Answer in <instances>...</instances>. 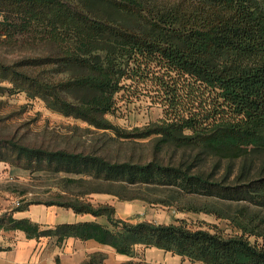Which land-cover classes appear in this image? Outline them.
<instances>
[{"label":"trees","instance_id":"obj_1","mask_svg":"<svg viewBox=\"0 0 264 264\" xmlns=\"http://www.w3.org/2000/svg\"><path fill=\"white\" fill-rule=\"evenodd\" d=\"M2 38L40 50L0 59V92L27 91L119 137L151 138L153 150L147 160L120 161L7 140L16 156L1 152L0 161L15 164L11 177L17 167L64 174L80 190L18 200L0 211V231L48 237L59 247L71 237L94 240L129 257L145 246L205 264H264V227H251L258 216L249 210L264 208V0H0ZM149 77L166 117L131 130L115 125L108 115L121 91ZM94 193L214 214L239 232L225 235L181 218H122L113 204H94ZM31 204L104 221L44 225L14 217ZM105 259L95 251L82 264Z\"/></svg>","mask_w":264,"mask_h":264},{"label":"rangeland","instance_id":"obj_2","mask_svg":"<svg viewBox=\"0 0 264 264\" xmlns=\"http://www.w3.org/2000/svg\"><path fill=\"white\" fill-rule=\"evenodd\" d=\"M39 50L40 47L34 44L22 43L14 39L8 41L0 39V59L3 60H13ZM128 82L132 84L131 81ZM132 85L134 88H129L128 92L121 91L115 112L108 115L115 125L131 130L135 127H145L166 117L165 107L161 106L155 97V92L152 91L153 83L150 77L140 84ZM10 139L32 147L98 153L111 160L120 161L128 159L144 161L152 156L153 150L151 138L119 137L111 130L98 129L83 119L51 109L43 98L30 96L27 91L5 90L3 93L0 92V155L2 152L3 155H11L14 158L16 153L9 147L7 141ZM11 164H8L10 168L15 165ZM15 175L17 178H10L8 182L0 183L2 200L7 198L9 201L21 199L45 201L57 192L80 190L75 186H68L63 179L64 174L54 176L45 171L33 173L29 169L17 167ZM90 199L94 204L100 202L113 204L117 215L122 218L132 216L135 220L146 219L155 222H173L181 218L189 226L218 231L225 235L239 232L231 220L218 218L214 214L181 212L174 207L152 204L141 199L119 200L109 193H94L90 195ZM236 206V203L232 205L233 208ZM249 210L258 216L256 221L251 222V227L255 225L264 227V208L251 206ZM249 238L255 242L258 237L249 236ZM6 240L2 239L0 243L5 245ZM258 242L263 244L264 240L258 238ZM94 251L104 252L107 264H121L128 261H133L134 264H205L199 261L193 262L187 257L156 247L137 246L135 255L129 257L117 253L110 246L81 241L66 243L64 247L51 253L50 257L41 254L37 264H82ZM3 254L0 252L1 257L4 256Z\"/></svg>","mask_w":264,"mask_h":264},{"label":"crops","instance_id":"obj_3","mask_svg":"<svg viewBox=\"0 0 264 264\" xmlns=\"http://www.w3.org/2000/svg\"><path fill=\"white\" fill-rule=\"evenodd\" d=\"M9 169L10 167L7 163L0 161V183L3 181L8 182L10 178H13L10 175ZM1 197L2 195L0 194V211L6 210L7 207L15 203V200L9 201L7 198L2 200ZM14 217L19 219L30 218L31 220L44 225H56L58 223L67 222L70 223L86 219L104 221V218L101 217L94 218L91 215L77 214L70 208L56 205L47 206L44 204H31L27 210L15 212ZM2 239L7 240L5 245L0 243L1 247L4 248L3 250H0V252L4 253V256H0V264H37L41 254L43 256L50 257L51 253L55 252L58 248H62L55 246L48 237H41L40 239L28 238L25 232L21 230H1L0 240ZM70 241H81L99 246H108L100 244L94 240L83 241L74 237L69 238L66 243H70Z\"/></svg>","mask_w":264,"mask_h":264},{"label":"built area","instance_id":"obj_4","mask_svg":"<svg viewBox=\"0 0 264 264\" xmlns=\"http://www.w3.org/2000/svg\"><path fill=\"white\" fill-rule=\"evenodd\" d=\"M14 204H19V202L18 201H15V203Z\"/></svg>","mask_w":264,"mask_h":264}]
</instances>
